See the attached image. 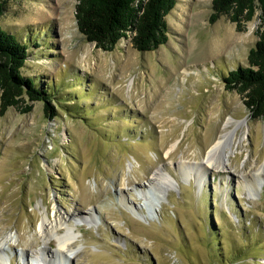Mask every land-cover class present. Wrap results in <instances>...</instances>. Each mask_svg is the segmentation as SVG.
<instances>
[{
  "label": "rangeland",
  "instance_id": "374dc122",
  "mask_svg": "<svg viewBox=\"0 0 264 264\" xmlns=\"http://www.w3.org/2000/svg\"><path fill=\"white\" fill-rule=\"evenodd\" d=\"M212 1L179 0L155 51L106 52L80 33L78 0H4L1 25L35 42L23 74L56 89L59 115L28 98L0 115V264H264V173L246 177L264 166V118L223 81L262 20L211 24ZM233 131L224 171L192 169ZM46 211L66 218L50 237ZM68 233L74 253L52 261Z\"/></svg>",
  "mask_w": 264,
  "mask_h": 264
},
{
  "label": "trees",
  "instance_id": "16d2710c",
  "mask_svg": "<svg viewBox=\"0 0 264 264\" xmlns=\"http://www.w3.org/2000/svg\"><path fill=\"white\" fill-rule=\"evenodd\" d=\"M179 0H78L76 21L80 33L88 42L106 52L115 50L124 38H129L139 52L155 51L169 41L167 16ZM211 24L226 15L244 31L247 23L259 13L262 25L259 40L247 56V65L230 70L223 77L225 87L241 95L252 119L264 118V0H213ZM4 0H0V115L12 108L22 113L33 110L25 103L44 102V112L50 119L59 113L53 103L56 90L36 75H25L23 69L34 41L18 39L15 33L1 25L5 14ZM66 105V104H65Z\"/></svg>",
  "mask_w": 264,
  "mask_h": 264
},
{
  "label": "bare ground",
  "instance_id": "6f19581e",
  "mask_svg": "<svg viewBox=\"0 0 264 264\" xmlns=\"http://www.w3.org/2000/svg\"><path fill=\"white\" fill-rule=\"evenodd\" d=\"M185 71H188V70L185 69ZM212 111H211V114L213 113ZM232 119L234 118H231L230 121H232ZM235 137H236V134L234 133V131L224 133L220 140L217 139V143L211 148V150L209 151L207 157L203 160V162L201 163L199 162L195 164V166H193L192 169L195 171L201 170L203 172H206L209 169L224 171V169L227 168L228 164L231 162L230 155L235 153V144H236ZM254 172L255 173L249 172L246 175V177L248 178V182L250 184L255 182L257 178L263 175L264 166L256 168ZM46 212H47V215L46 217L43 218L40 228H41V231L46 235V237H50L54 233H58L60 228L63 225H65L66 218L65 216H61V215L58 217L54 215V219H51L49 216V212L48 211ZM70 240H73L70 233L65 234L64 236L60 237V242H59L60 247L56 249L55 251L48 252V255L50 256L52 261H55V262L59 261L63 257V255L69 252L74 253L72 245H71L72 242ZM2 244H3V240L2 242L0 241V250L3 247Z\"/></svg>",
  "mask_w": 264,
  "mask_h": 264
}]
</instances>
